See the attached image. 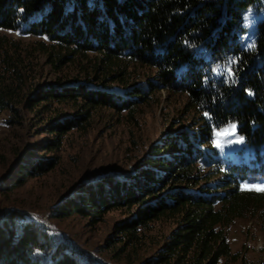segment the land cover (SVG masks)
I'll use <instances>...</instances> for the list:
<instances>
[{
  "label": "trees",
  "instance_id": "16d2710c",
  "mask_svg": "<svg viewBox=\"0 0 264 264\" xmlns=\"http://www.w3.org/2000/svg\"><path fill=\"white\" fill-rule=\"evenodd\" d=\"M247 9L256 19L249 46ZM1 31L37 40L0 33V112L7 126L26 122L49 138L8 170L0 194L54 169L65 138L84 133L93 114L132 120L138 105L165 91L181 99L186 119L129 172L80 182L50 217L76 215L92 225L126 214L103 247L116 261L137 254L151 224L167 223L155 255L140 264H245L231 252L227 230L254 219L264 231V192L239 184L264 179V0H0ZM232 123L250 149L246 164L224 163L213 146L214 133ZM42 152L50 157H36ZM96 258L20 210L0 214V264Z\"/></svg>",
  "mask_w": 264,
  "mask_h": 264
},
{
  "label": "rangeland",
  "instance_id": "374dc122",
  "mask_svg": "<svg viewBox=\"0 0 264 264\" xmlns=\"http://www.w3.org/2000/svg\"><path fill=\"white\" fill-rule=\"evenodd\" d=\"M246 34L245 45L251 42L252 27L256 19L249 9L244 12ZM7 37L29 43L36 37L19 32L1 31ZM70 77L75 75L72 72ZM66 72V71H65ZM54 74L46 69L45 83H52ZM182 101L176 95L157 92L144 105H138L132 120L128 116H118L109 110H100L93 114L89 127L84 133L71 131L63 142L59 152V161L54 169L45 175L28 179L24 185L0 194V214L4 209L20 210L30 218L47 227L51 234L85 252H92L97 257V264H140L155 255V242L160 235L165 234L170 226L167 223L151 224L145 234L143 245L137 254L128 252L121 261L114 260L106 248L107 238L113 235V226L122 221L126 214L111 212L106 214L96 224L79 216L72 215L61 220L52 219L50 213L55 205L71 192L80 182L105 173L129 172L142 161L151 144L172 130V123L178 119L183 121L184 109ZM66 113H71V107H66ZM8 115L0 112V181L8 170L18 163L30 146H36L40 141L49 138L39 134L37 128H30L29 123L23 126H7ZM235 124H228L214 133L213 146L224 163H247L250 159V149L242 143H237ZM29 127V130H28ZM39 134V135H37ZM34 149V148H33ZM36 157H50L42 152ZM249 163V162H248ZM254 165V164H253ZM242 186L264 185V179L254 182H239ZM231 252L239 253L245 264L264 263V231L260 223L254 219H237L227 230ZM245 259V260H244ZM243 264V263H242Z\"/></svg>",
  "mask_w": 264,
  "mask_h": 264
},
{
  "label": "snow or ice",
  "instance_id": "6c2138e0",
  "mask_svg": "<svg viewBox=\"0 0 264 264\" xmlns=\"http://www.w3.org/2000/svg\"><path fill=\"white\" fill-rule=\"evenodd\" d=\"M233 129L235 128V126H232ZM237 143H242L243 142V137H241L238 141H236ZM242 189L245 190H253V191H259V192H264V185H260V186H242Z\"/></svg>",
  "mask_w": 264,
  "mask_h": 264
}]
</instances>
